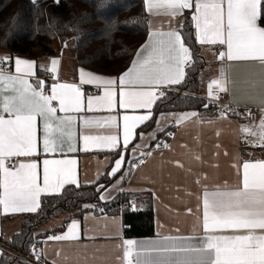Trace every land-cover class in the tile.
<instances>
[{
  "label": "snow or ice",
  "instance_id": "snow-or-ice-1",
  "mask_svg": "<svg viewBox=\"0 0 264 264\" xmlns=\"http://www.w3.org/2000/svg\"><path fill=\"white\" fill-rule=\"evenodd\" d=\"M144 4L150 15L167 19L169 28L164 30L149 22L148 43L137 51L131 67L118 78L81 69L79 84L59 82L58 76H54L56 82L46 91L44 80L30 82L35 74L34 61L15 58L13 72L5 68L11 58L0 57V207L4 214L34 213L40 208L42 195L59 193L68 184L79 186L76 160L44 158L40 161L34 158L47 157L58 149L63 155L64 142L71 141L72 124L76 119L68 113L101 108L112 110L117 103L121 109L150 110L156 99L164 95L160 86L182 82L184 66L191 61V53L181 32L172 28L171 23L185 10H192L191 20L198 43L224 48L218 53L221 61L254 62L264 67V0H144ZM50 64L45 71L56 74L60 60L52 58ZM82 85L103 86V95L86 97ZM260 87H264V82ZM208 88L209 96L214 99L219 98V93L228 91V78L223 69ZM261 104L264 105V96ZM260 112L258 124L241 127L245 140L254 147H264V107ZM197 115L195 112L180 114L175 118L176 123ZM220 118H226V112H221ZM80 119L84 129L104 125L119 129L115 116L102 120ZM150 119V111L123 116L125 148L133 139L136 127ZM38 120L42 122V137ZM81 137L85 151L93 145L115 148L120 142L119 131L107 135L83 132ZM68 151H76L75 146L69 143ZM123 162V156L115 161L112 175L121 169ZM237 173L238 182L233 186L217 185L211 190L203 186L202 204L198 209L202 213V217H198L202 219L200 237L163 236L159 240L142 242L124 239L117 245L121 255L116 259L120 264H264V160L245 161L237 168ZM130 207L137 210L135 204ZM191 211L188 209L189 213ZM112 223H116L115 218ZM79 228V222L73 220L65 233L49 236L48 240L78 241L81 238ZM34 254L39 260L40 253L34 250ZM60 255L57 252V256ZM88 259L84 257L85 264Z\"/></svg>",
  "mask_w": 264,
  "mask_h": 264
},
{
  "label": "crops",
  "instance_id": "crops-1",
  "mask_svg": "<svg viewBox=\"0 0 264 264\" xmlns=\"http://www.w3.org/2000/svg\"><path fill=\"white\" fill-rule=\"evenodd\" d=\"M187 11L189 10H185L182 15L172 20V28H177L181 32L183 27L179 26H184ZM147 14L149 32V22L157 27L162 26L164 30L169 28L167 19ZM162 20L163 24L161 25ZM148 40L149 34L143 45L148 43ZM65 43L67 47L64 46ZM198 44L209 49L208 44ZM54 47L56 50L54 56H49L40 50L36 58L13 55L6 51H0V57L11 58L5 68L13 72L15 70V58L34 61L35 74L30 78V82L35 83L37 80H44L46 90H49L50 86L56 82L53 79L54 76H58L59 82L79 84V70L81 69L107 78H118V76L99 74L79 67L74 58L76 44L73 37H58ZM209 52L217 58L212 63L214 69L213 79L220 77L221 69L227 74V96L229 101L237 108L264 107L261 104L264 87H260L261 82H264V67L254 62L221 61L210 49ZM52 58L60 60L56 74L45 71L46 68L51 66L50 61ZM190 62L184 66L185 75L181 83L160 86L159 90L164 92L166 89H176L178 85L182 84L186 79V71ZM253 84H256L257 87L253 88ZM81 87L86 97L103 95V86L82 85ZM253 96H255V99L252 98ZM158 98L150 110L121 109L117 103V106L112 110L101 108L94 109L91 112L68 113L75 116L76 119L72 124L73 136L71 141L65 140L64 142L63 155H61V150L58 149L55 154H49L47 157L44 155L34 157L40 161L44 158L76 160L75 170L78 185L95 183L106 173L110 166L111 174L112 168L115 167V161L120 159L121 156L124 157V162L116 174L123 171L126 165V156L130 159H136L137 161L133 164L128 179H125V175L116 177L111 185L103 191L102 196L105 197L103 201H109L123 191L150 192L154 205L157 236L140 239L126 238L121 214H107L100 213L99 210L97 212L89 210L82 216L71 219L64 231L53 232L59 233V235L65 233L68 225L76 220L80 225L79 234L81 238L78 241L48 240V237L53 234L50 233L37 249L36 253H40L38 262H42V264H54V262L55 264H85L84 257L87 256L89 258L87 264H120L116 259L117 256L121 255L117 245L121 244L124 239L142 242L159 240L163 236L200 237L202 235V219H198V217H202V213L198 209L202 204L200 198L202 197L203 186H207L210 190L217 185L227 184L233 186L238 182L237 168L243 162L264 160V158H247L242 150L241 140L245 134L242 133L241 127L250 125L245 117L242 120L239 116L226 115V118L221 119L219 114L207 111L199 113L197 117L184 120L180 124L176 123L175 118L183 113L162 112L158 115L154 128L148 132H141L138 136V129L149 120L139 124L134 131L133 139L125 148L123 146V116L142 115L150 111L152 118L154 115L153 109ZM58 115L63 116L65 113H58ZM108 116L117 118L118 130L116 127L108 128L106 125L84 129L83 122L80 119V117H91L102 120V118ZM38 127L39 134L42 137V122L39 120ZM117 131L120 134V142L115 148L93 145L88 151L84 150L81 133L107 135L110 133L115 134ZM164 131L171 133L170 137L166 139V144L169 147L164 150H153L151 155L146 156V150L158 138L164 136L166 133ZM69 143L75 146L76 151H68ZM114 154L119 155L114 157ZM197 156L200 157L199 160L196 159ZM111 176L114 175L111 174ZM197 180L200 183H197ZM71 185L77 186L76 184H68L64 188ZM45 195H42L41 198ZM132 204H135L137 209L135 211H139L142 209L143 199L137 198ZM188 209L192 210L191 213L188 212ZM27 214L32 213L4 214L2 207H0V237L9 239L19 232L22 227L21 216ZM113 218L116 220L115 224L112 223ZM61 220L53 222L52 226L59 225ZM192 242L195 243L196 240L193 239ZM6 251H8L7 246L0 241V259ZM57 252H60L61 255L57 256ZM65 256L68 257L67 260L64 259ZM34 257L36 259V255Z\"/></svg>",
  "mask_w": 264,
  "mask_h": 264
},
{
  "label": "trees",
  "instance_id": "trees-1",
  "mask_svg": "<svg viewBox=\"0 0 264 264\" xmlns=\"http://www.w3.org/2000/svg\"><path fill=\"white\" fill-rule=\"evenodd\" d=\"M191 16L192 10L187 11L181 29L191 53L186 79L176 89L164 90L154 106L153 117L138 129V136L154 128L162 112H214L213 105L201 97L203 80L211 62L201 54ZM148 34L144 0H59V3L56 0H0V51L13 55L36 58V51L42 50L54 56L58 37H73L74 58L79 67L119 77L131 67ZM239 117L244 120L245 114L242 112ZM136 161L126 156L123 171L114 176L110 174V166L95 183L71 185L59 194L43 196L36 213L21 216L19 232L9 239L0 237L8 249L0 264H28L14 252L33 257L34 250L50 233L64 231L71 219L89 210L97 212L101 207L107 214H121L126 238L156 237L150 192L123 191L109 201L100 199L116 177L125 175L128 179ZM137 198L143 199L142 209L133 211L130 205ZM59 219L61 223L52 226Z\"/></svg>",
  "mask_w": 264,
  "mask_h": 264
},
{
  "label": "built area",
  "instance_id": "built-area-1",
  "mask_svg": "<svg viewBox=\"0 0 264 264\" xmlns=\"http://www.w3.org/2000/svg\"><path fill=\"white\" fill-rule=\"evenodd\" d=\"M210 49L215 54V56H218V53L220 51L224 50V48L219 46V45H210ZM215 87L216 86L214 85L213 88L215 89ZM214 95H215V93H214ZM201 97L203 99H205L208 103L212 104L213 108H214V112L219 114V115L221 114V112H226V115L239 116L243 112L245 114L246 121L250 124H258L259 120L261 118V112H260L261 108H237L235 105H233L229 101L228 96H227V92L219 93V98L214 99V97L209 96V88H208L207 92H205V94L202 95ZM225 105L228 106V109H225ZM249 112H251L250 115L248 114ZM170 135H171L170 132H166L163 137L159 138L154 144H152L146 150V156L148 155V153H151V151H153V150H156V149L157 150H164V149H166V147H164L163 145L166 144V139L168 137H170ZM248 139L250 140L253 138L249 137ZM241 146H242V150H243V152L247 158H257V159L264 158V147L252 146L250 143H248L245 140V135L243 136V138L241 140ZM101 209H103V211H100ZM99 212L100 213H107L105 208H103V207L99 208ZM125 228H126V226L124 225V229ZM55 235H59V233H53L50 236H55ZM14 253L16 256L25 259L27 262H32L34 264H38V263L42 264V262H38V260H36V259L33 260V259H31L32 257L24 256L20 252H14Z\"/></svg>",
  "mask_w": 264,
  "mask_h": 264
},
{
  "label": "rangeland",
  "instance_id": "rangeland-1",
  "mask_svg": "<svg viewBox=\"0 0 264 264\" xmlns=\"http://www.w3.org/2000/svg\"><path fill=\"white\" fill-rule=\"evenodd\" d=\"M200 48H201V51H202V55L207 59V60H209L210 62H211V65H210V67H209V69H208V72L206 73V75H205V78H204V80H203V95L205 94V90H206V92H207V88H208V85L210 84V82H211V80L213 79V77H214V69H213V65H212V63H214L216 60H217V58L216 57H214L210 52H209V49H210V45H209V49L206 47V46H200ZM211 50V49H210ZM40 50H37L36 52H37V54H38V52H39ZM212 51V50H211ZM21 230V229H20ZM35 252H37V249H36V251ZM35 255H33V257L31 258V259H35V257H34ZM28 264H34V263H32V262H28Z\"/></svg>",
  "mask_w": 264,
  "mask_h": 264
}]
</instances>
